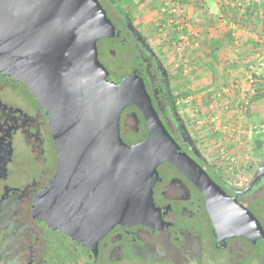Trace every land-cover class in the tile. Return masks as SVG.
Masks as SVG:
<instances>
[{
  "label": "water",
  "instance_id": "obj_1",
  "mask_svg": "<svg viewBox=\"0 0 264 264\" xmlns=\"http://www.w3.org/2000/svg\"><path fill=\"white\" fill-rule=\"evenodd\" d=\"M114 35L98 0H0V82L30 94L58 156L31 210L48 238L45 264H94L98 240L118 224L156 228L152 189L165 161L203 192L219 234L245 236L264 256L258 221L182 152L143 82L115 80L99 62L97 41ZM129 105L149 126L148 137L134 145L119 133Z\"/></svg>",
  "mask_w": 264,
  "mask_h": 264
},
{
  "label": "flooded vegetation",
  "instance_id": "obj_2",
  "mask_svg": "<svg viewBox=\"0 0 264 264\" xmlns=\"http://www.w3.org/2000/svg\"><path fill=\"white\" fill-rule=\"evenodd\" d=\"M98 1L115 29L113 37L97 41L99 62L115 80L135 76L143 82L158 120L182 152L249 211L264 231V162L248 169L251 173L243 181L226 179L224 167L198 146L180 115L187 105L180 96V71L165 65L161 52L136 27L120 0ZM6 112L40 117L54 154V173L29 201L24 189L40 173L38 144L25 141L20 127L4 118ZM140 130L144 137L135 144L148 137L149 126L141 111L129 105L119 117L120 137ZM44 141L40 145L45 146ZM57 164L53 136L42 110L25 89L0 82V264H45L48 238L31 210L35 196L55 175ZM157 174L152 189L159 215L156 228L115 225L98 240L94 264H177V260L181 264H263L264 256L247 237L218 233L203 192L187 176L167 161L159 164ZM24 243L30 249L25 250ZM35 246H39L38 253Z\"/></svg>",
  "mask_w": 264,
  "mask_h": 264
},
{
  "label": "crops",
  "instance_id": "obj_3",
  "mask_svg": "<svg viewBox=\"0 0 264 264\" xmlns=\"http://www.w3.org/2000/svg\"><path fill=\"white\" fill-rule=\"evenodd\" d=\"M236 1L181 0L184 39L171 33L179 47L168 61L190 78L184 83L190 93L195 92L188 96L189 102L194 101L206 117L218 119L220 131L229 127L230 135L236 136L231 150L244 151V140L251 139L257 151L264 147V135L260 147L256 137L252 140L253 134L264 133V80H258L257 94L244 116L235 108L241 92L249 89L252 69L264 65V0L258 4L249 0L243 8Z\"/></svg>",
  "mask_w": 264,
  "mask_h": 264
},
{
  "label": "rangeland",
  "instance_id": "obj_4",
  "mask_svg": "<svg viewBox=\"0 0 264 264\" xmlns=\"http://www.w3.org/2000/svg\"><path fill=\"white\" fill-rule=\"evenodd\" d=\"M120 1L123 3L125 7L124 10L131 17L136 27L146 36L150 44L161 52L165 65L170 67L171 64L168 63V60L173 54L178 53L177 47L179 46L177 45L178 38L174 39L171 37L173 31L166 25L165 18L167 15L162 14L160 10L162 6L161 2L163 3L166 0ZM261 1L263 0H254L253 3L258 4ZM176 62L177 61H175V63ZM188 79L190 80L188 76L181 75L178 80L180 85L179 90L182 93L180 96H184L185 98L195 94L194 91L190 93L189 90L186 89L184 83ZM193 102L194 101H191L187 105L184 104L180 110V115L188 131L196 139L198 146L207 153L208 157H210L215 164H220L224 167L222 172L226 179L236 180L237 183L241 180L243 181V176L249 175L258 164L264 162V147L263 149L259 148V150L257 149V151H255L251 139H246L244 140L246 143H243L244 151L242 149L238 152L231 150L235 147L236 141L234 140L236 136L230 135L232 132L229 130L230 128L228 127V131H224V133L220 131L219 127H217L219 122L218 119L216 120L211 116L206 117L203 113L204 111L201 112L200 110L202 109H196V105ZM235 110L238 111L239 115L244 116L246 114L240 112L237 104ZM4 118L9 124L13 126L16 124L20 127L19 131L25 136V141H29L31 144L33 142L38 144L36 147L40 156V173L32 181H29V184L24 189L25 200L29 201L31 196L41 188L54 173V154L49 144L50 141H48L47 138L45 126L42 124L40 117L33 116L25 118L6 112ZM144 134L145 133L141 130L134 134H122V139L127 145H134L144 137ZM263 135L264 133H255L252 135V140L255 137L258 139V147H260V142L263 141L261 139ZM43 138L45 139V146L40 145V143L43 142ZM24 246L25 250L30 249V244L24 243ZM38 247L39 246H35L34 248L36 253H38ZM173 255L174 253L171 252L170 256ZM175 262L181 264L178 260ZM99 264H105V262L100 261Z\"/></svg>",
  "mask_w": 264,
  "mask_h": 264
},
{
  "label": "built area",
  "instance_id": "obj_5",
  "mask_svg": "<svg viewBox=\"0 0 264 264\" xmlns=\"http://www.w3.org/2000/svg\"><path fill=\"white\" fill-rule=\"evenodd\" d=\"M206 1V0H205ZM236 5L243 8L244 5L249 4V0L236 1ZM161 13L167 15L166 25L171 28L174 33H179L180 39L183 40L182 28L185 24V15L181 5V0H166L162 3ZM264 77V65L260 64L252 69L251 75L248 76L247 82L249 89L242 91L241 96L237 102L238 109L240 112L246 113L252 99L257 94L258 80ZM185 103H189V98L185 99Z\"/></svg>",
  "mask_w": 264,
  "mask_h": 264
},
{
  "label": "trees",
  "instance_id": "obj_6",
  "mask_svg": "<svg viewBox=\"0 0 264 264\" xmlns=\"http://www.w3.org/2000/svg\"><path fill=\"white\" fill-rule=\"evenodd\" d=\"M259 80H264V77H262V78H261V79H259ZM260 145H261V144H260ZM260 145H259V146H260ZM256 146H257V145H256ZM257 147H258V146H257Z\"/></svg>",
  "mask_w": 264,
  "mask_h": 264
}]
</instances>
